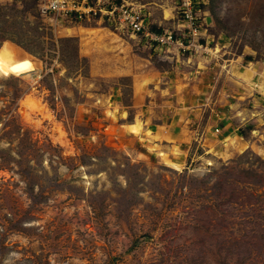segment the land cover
I'll list each match as a JSON object with an SVG mask.
<instances>
[{
  "label": "rangeland",
  "instance_id": "obj_1",
  "mask_svg": "<svg viewBox=\"0 0 264 264\" xmlns=\"http://www.w3.org/2000/svg\"><path fill=\"white\" fill-rule=\"evenodd\" d=\"M114 1L175 42L0 0V264H264V0ZM190 76L251 129L177 163Z\"/></svg>",
  "mask_w": 264,
  "mask_h": 264
},
{
  "label": "crops",
  "instance_id": "obj_2",
  "mask_svg": "<svg viewBox=\"0 0 264 264\" xmlns=\"http://www.w3.org/2000/svg\"><path fill=\"white\" fill-rule=\"evenodd\" d=\"M180 77L175 76L173 86L176 88L180 86L176 83L177 78ZM192 80L194 77L190 76V81L181 84L183 86L181 89H175L174 92H178L177 99L180 104L171 110V119L155 121V117L152 118L154 119L152 132L157 139L154 143L170 151L178 148L179 153L172 155L171 158L177 163L185 162L192 157H206L210 152L223 150L222 142L225 139L241 137L247 133L248 129H251L247 122L249 118L244 119L233 110L215 112V108L210 104V101L216 103L213 96L207 95L205 100L210 99V101L202 99L201 102L197 90H201L202 93L206 91L204 87ZM187 84L191 86L188 90L185 88ZM216 115L218 117H215Z\"/></svg>",
  "mask_w": 264,
  "mask_h": 264
},
{
  "label": "built area",
  "instance_id": "obj_3",
  "mask_svg": "<svg viewBox=\"0 0 264 264\" xmlns=\"http://www.w3.org/2000/svg\"><path fill=\"white\" fill-rule=\"evenodd\" d=\"M194 0H181L182 11L190 29L196 33ZM37 9L55 24L73 23L99 15L118 29L134 35L148 37L159 44H173L172 33L152 31L143 9L132 3H117L114 0H36Z\"/></svg>",
  "mask_w": 264,
  "mask_h": 264
},
{
  "label": "bare ground",
  "instance_id": "obj_4",
  "mask_svg": "<svg viewBox=\"0 0 264 264\" xmlns=\"http://www.w3.org/2000/svg\"><path fill=\"white\" fill-rule=\"evenodd\" d=\"M32 100V99H31ZM31 102V101H30ZM60 132V131H59Z\"/></svg>",
  "mask_w": 264,
  "mask_h": 264
}]
</instances>
